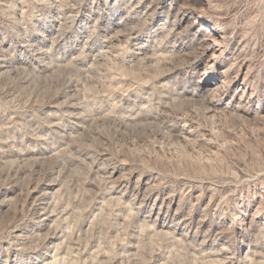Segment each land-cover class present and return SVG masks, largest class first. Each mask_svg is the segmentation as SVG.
Here are the masks:
<instances>
[{
	"label": "rangeland",
	"instance_id": "1",
	"mask_svg": "<svg viewBox=\"0 0 264 264\" xmlns=\"http://www.w3.org/2000/svg\"><path fill=\"white\" fill-rule=\"evenodd\" d=\"M139 1L0 0V264H264V0H210L246 90Z\"/></svg>",
	"mask_w": 264,
	"mask_h": 264
},
{
	"label": "bare ground",
	"instance_id": "2",
	"mask_svg": "<svg viewBox=\"0 0 264 264\" xmlns=\"http://www.w3.org/2000/svg\"><path fill=\"white\" fill-rule=\"evenodd\" d=\"M115 1H123V0H115ZM150 1H152V0H150ZM154 1H152V2L154 3ZM155 2H157V0ZM158 2H159V4L157 6H155V7H153L154 9H152L153 4L146 5V3H147L146 0L139 1V3H137L136 6L134 5L135 4L134 3L133 4V8L134 9L136 8V16L139 17L140 15H144V16L145 15H148L149 14L148 13V10H150V11L152 10V15L151 14L150 15L152 17H154V18L156 16V21H154V28L156 27L155 28L156 29L155 32L164 31L165 29H169L173 35H177L178 36L179 41H180V39L183 38V36L189 37V34L190 33H182L183 31L178 32L176 27L178 25L180 26V24L182 22H184V21H188V20H190L192 18H195V20L192 21L190 23V25L189 24L188 25H189V29H190V32L191 33L193 31L197 30L196 32H197V38H198L199 44L203 47V50H204V52H202V53H204L206 56H209L210 59L212 60L211 63H207V65H205L206 68L209 67L208 68V71H212L213 72V71H215V68H218V67L220 68L221 65L224 64L226 61L232 60V64H230L231 65V68L238 67L237 68L238 70L231 77L230 87H232V89H234V87L236 86V84L241 79H242V83H240V84L244 85V89H245V87L248 86V84L250 82L249 80L251 78V70L250 69L252 67L250 66L251 63H248L247 62V59L246 58H248V57L245 58L244 57V54L245 53L243 54L244 47H245V44H244L245 41L244 42L243 41L236 42L235 37H234V33L230 32V30L226 27V25L224 23V19H219L218 18L219 20L218 21L216 20L217 21L216 23H214V24L212 23V21L208 18L209 17L208 15L214 13V11L217 8L214 10V9H212L210 7V0H171V3H169L170 4V6H169L170 10H169V13L167 14V20H165L164 23H161L162 24L161 26L159 25L160 23L158 24V19H160L162 17V14H164L163 10H164V7L166 6V4H168V1L167 0H160ZM173 7L175 8L174 11H173V15L174 16H173L172 21H169L170 20L169 19V16L171 15V10H172ZM218 15H220V14H218ZM223 15H225V14H223ZM214 16H215V14H214ZM134 17H135V15H134ZM223 18H224V16H223ZM121 25H123V24H121ZM132 31H134V30L132 29ZM133 40L134 41H138L139 39H138L137 36H135V38L133 37ZM139 42H140V40H139ZM141 45H143V44H141ZM233 45H235L234 49L232 47ZM180 50H181V47H180ZM182 50H183V48H182ZM178 52H179V50H178ZM245 69H246V72H244ZM230 72H231L230 71V68H228L226 70H223V73L224 74H228L229 75ZM214 80L215 79L210 80L209 81V84H213L214 83ZM221 82L223 84L225 82V80L224 81H221ZM202 83H203V81L202 80H199L197 82V86L200 87V85ZM219 87L220 86L216 87L214 89L215 91H213L212 94H210L209 96L205 97V99H203V101L205 103H208L207 105H209V103L214 102V101L217 100L216 97L214 96V94L217 92L216 90ZM239 89L236 92H238ZM194 97H197V96L194 94ZM240 108H242V106H240ZM142 185H141V187H139V185H138V187H135L134 188L135 191L138 194H141L142 189L144 188V186L147 185V183L146 182L145 183H142ZM122 187L123 186H121V188ZM47 194L48 193L45 192L44 196H46ZM143 200H144V204L146 206H149L148 205V204H150L149 197H143ZM167 206L170 208V206L168 204H167ZM152 209L153 208H151V210ZM161 209H162V207H161ZM177 211L180 212V208H179V210L177 208ZM177 211L175 212V214H174V216L172 218V222L175 223V224H173L171 227L174 228L175 230H177V229H181L183 226L188 225V226L191 227L190 228V230H191L192 229V223H193L192 222V219L186 218L187 216L184 217L185 215L183 216V215L179 214ZM257 211H258V209H257ZM150 214H151L150 216L153 217L152 211L150 212ZM156 214L157 215L155 217H156L157 221H160V219H162V214H160V213H156ZM260 214H261V211H260ZM42 218H44V221L47 222V221L50 220L51 217L49 216V214L45 213L42 216ZM169 219H170V215H168V213H167L163 217V225L162 226L164 228L168 225V223H169L168 220ZM248 221L249 220L244 219V225L245 226H248L247 225L248 224ZM239 235L242 236L241 235V232H240ZM52 241H53V239H52ZM52 241H50V242H52ZM241 242H243V241L241 240ZM251 245H252V241L249 240V245H248V249L249 250H248V253L251 250ZM242 246H244V242H243V245H241V247Z\"/></svg>",
	"mask_w": 264,
	"mask_h": 264
}]
</instances>
